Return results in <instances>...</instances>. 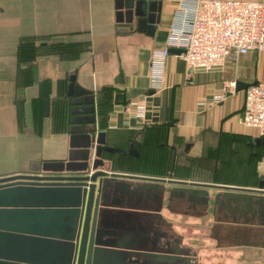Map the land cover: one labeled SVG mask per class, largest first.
Here are the masks:
<instances>
[{
	"label": "crops",
	"instance_id": "0c3cea01",
	"mask_svg": "<svg viewBox=\"0 0 264 264\" xmlns=\"http://www.w3.org/2000/svg\"><path fill=\"white\" fill-rule=\"evenodd\" d=\"M128 2L0 0V177L76 169L84 147L93 143L100 169L114 175L106 179L111 214L154 216L160 229L169 202L176 211L183 208L169 201L172 181L259 191L250 203H232L224 216L215 206L210 219L213 230L222 226L232 236L217 247L248 249L246 264H264V144L241 123L245 89L264 82V52L195 71L187 84L182 50L170 49L164 86L154 92L151 52L164 46L179 0H146L147 11ZM21 44L31 54L23 61ZM228 81L242 90L216 102ZM71 84L87 95H58H68ZM142 100L140 119L129 104ZM91 116L94 123H84ZM200 161L209 181L191 176Z\"/></svg>",
	"mask_w": 264,
	"mask_h": 264
},
{
	"label": "water",
	"instance_id": "95a60500",
	"mask_svg": "<svg viewBox=\"0 0 264 264\" xmlns=\"http://www.w3.org/2000/svg\"><path fill=\"white\" fill-rule=\"evenodd\" d=\"M136 1L137 9L150 10L146 0ZM70 90L68 96L87 95L73 84ZM43 109L47 115L48 100ZM91 117L84 123L93 124ZM99 157L90 143L76 169L59 166L50 173L45 167L0 177V264H133L121 247L102 239L109 236L103 227L112 223L106 179L114 175L100 169Z\"/></svg>",
	"mask_w": 264,
	"mask_h": 264
},
{
	"label": "built area",
	"instance_id": "2783aa9c",
	"mask_svg": "<svg viewBox=\"0 0 264 264\" xmlns=\"http://www.w3.org/2000/svg\"><path fill=\"white\" fill-rule=\"evenodd\" d=\"M170 49L182 50L187 84L195 71H212L223 67L233 56L264 52V3L179 0L164 46L151 52L149 82L154 92L164 86ZM235 91L236 81L224 82L216 102H224ZM129 105L137 118L144 117L143 100ZM241 123L264 138V82L245 89Z\"/></svg>",
	"mask_w": 264,
	"mask_h": 264
},
{
	"label": "flooded vegetation",
	"instance_id": "af4514ba",
	"mask_svg": "<svg viewBox=\"0 0 264 264\" xmlns=\"http://www.w3.org/2000/svg\"><path fill=\"white\" fill-rule=\"evenodd\" d=\"M169 186L171 187L168 192L169 201L177 200L188 210L203 209L209 217L215 206H219V211L224 216L223 213L231 208L232 203L236 205L240 201L250 203L252 198L260 196L257 193L259 191L232 189L225 184L215 187L172 181ZM180 210L182 207L178 208V211ZM166 223L167 221L160 229L154 216L144 219L140 216L123 214L117 216L112 223L109 222L107 227H103L109 236H103L102 239L121 247L125 254L123 258L133 264H223L217 263L215 258L213 261L205 262L201 254L195 250V245L187 243L182 235L171 233ZM219 232L225 234L222 226ZM222 244L224 239L218 245Z\"/></svg>",
	"mask_w": 264,
	"mask_h": 264
},
{
	"label": "rangeland",
	"instance_id": "374dc122",
	"mask_svg": "<svg viewBox=\"0 0 264 264\" xmlns=\"http://www.w3.org/2000/svg\"><path fill=\"white\" fill-rule=\"evenodd\" d=\"M170 156H168L169 159ZM203 163V161H200L199 164L191 168L192 173L190 170L189 173L194 177L193 179L197 178L198 180L209 181L206 163H204L205 165ZM197 169H199L198 172ZM184 174H188V172ZM169 203V211L166 219L169 231L175 235H182L187 243L194 244L195 250L201 254L205 262L213 261V258H215L217 263L242 264L244 262L247 263L250 259L246 257V250L248 249L216 246L222 243L223 239L224 243H226L232 236L220 234L221 232L218 229L216 231L213 230L214 223L203 209L188 210L186 207H183L182 210L176 211L171 205L172 202ZM110 211L112 210L110 209ZM111 218L112 222L117 218L115 213L111 214Z\"/></svg>",
	"mask_w": 264,
	"mask_h": 264
},
{
	"label": "trees",
	"instance_id": "16d2710c",
	"mask_svg": "<svg viewBox=\"0 0 264 264\" xmlns=\"http://www.w3.org/2000/svg\"><path fill=\"white\" fill-rule=\"evenodd\" d=\"M56 47H57V49H59L58 46H56ZM22 48L24 49V48H29V47H27V45H23V44H21V45L19 46V56H18V58H19L20 61H23V59H26V58H28V57H31V54L29 53L30 50H24V51L22 52ZM59 50H60V49H59ZM25 51L28 52V54L25 53ZM63 94H65L64 97L66 96V97H68V99H72V98H74V96H68L66 91H65V92H62V93H59V92H58V95H63ZM73 105H75V104H74V103H71V106H72V107H73ZM76 105H79V104H76ZM105 152H106V151H105ZM106 153L109 154L108 152H106ZM169 155H171V156H170V159H173V158L175 157L174 154L171 153V152H169Z\"/></svg>",
	"mask_w": 264,
	"mask_h": 264
}]
</instances>
